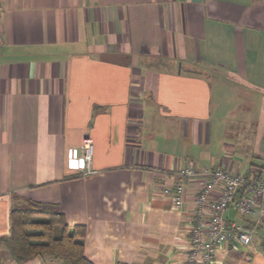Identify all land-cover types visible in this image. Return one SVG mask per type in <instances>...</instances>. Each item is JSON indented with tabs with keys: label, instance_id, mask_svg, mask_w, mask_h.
I'll list each match as a JSON object with an SVG mask.
<instances>
[{
	"label": "crops",
	"instance_id": "1",
	"mask_svg": "<svg viewBox=\"0 0 264 264\" xmlns=\"http://www.w3.org/2000/svg\"><path fill=\"white\" fill-rule=\"evenodd\" d=\"M0 36V264H63L12 256L27 201L83 226L94 264H183L201 182L175 207L177 172L264 181V0H0ZM86 135L82 175L67 150ZM224 219L251 242L220 244L214 264H264V222Z\"/></svg>",
	"mask_w": 264,
	"mask_h": 264
},
{
	"label": "built area",
	"instance_id": "2",
	"mask_svg": "<svg viewBox=\"0 0 264 264\" xmlns=\"http://www.w3.org/2000/svg\"><path fill=\"white\" fill-rule=\"evenodd\" d=\"M92 155L93 140L86 135L82 138L79 152L72 146L68 148L67 166L82 175L90 174L93 172ZM191 178L200 179L201 187L194 198L193 225L183 264H214L220 244L251 242V231L235 221L225 222L224 214L228 209L253 217L256 225L264 222V181L248 177L245 172L236 173L221 167L197 170L186 166L177 172L178 181L172 196L175 207L183 203L185 181ZM168 192V188L163 189V193Z\"/></svg>",
	"mask_w": 264,
	"mask_h": 264
},
{
	"label": "trees",
	"instance_id": "3",
	"mask_svg": "<svg viewBox=\"0 0 264 264\" xmlns=\"http://www.w3.org/2000/svg\"><path fill=\"white\" fill-rule=\"evenodd\" d=\"M10 221L6 243L18 262L46 257L63 264H94L84 254V227L75 225L69 229L63 212L53 204L27 201L12 209Z\"/></svg>",
	"mask_w": 264,
	"mask_h": 264
},
{
	"label": "rangeland",
	"instance_id": "4",
	"mask_svg": "<svg viewBox=\"0 0 264 264\" xmlns=\"http://www.w3.org/2000/svg\"><path fill=\"white\" fill-rule=\"evenodd\" d=\"M230 130H231V129H230ZM231 131H232V130H231ZM231 131H230V133H231ZM240 131H241V132H240V133H241V134H240L241 136L239 135L238 140L243 139L244 135H246L247 129H245V128H241Z\"/></svg>",
	"mask_w": 264,
	"mask_h": 264
}]
</instances>
